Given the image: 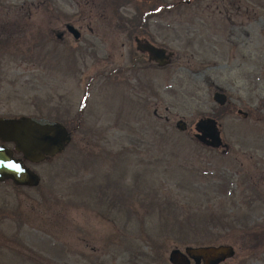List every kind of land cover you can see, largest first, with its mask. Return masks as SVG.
<instances>
[{
    "label": "rangeland",
    "instance_id": "rangeland-1",
    "mask_svg": "<svg viewBox=\"0 0 264 264\" xmlns=\"http://www.w3.org/2000/svg\"><path fill=\"white\" fill-rule=\"evenodd\" d=\"M161 1L136 25L135 0H0V116L71 136L28 162L37 184L0 180V264H172L220 243L218 264H264V0ZM139 42L165 60L133 67ZM207 116L219 146L195 136Z\"/></svg>",
    "mask_w": 264,
    "mask_h": 264
},
{
    "label": "water",
    "instance_id": "water-1",
    "mask_svg": "<svg viewBox=\"0 0 264 264\" xmlns=\"http://www.w3.org/2000/svg\"><path fill=\"white\" fill-rule=\"evenodd\" d=\"M65 27L74 37L80 36V31L72 24L66 23ZM138 45L147 50L153 59L161 62L165 60L164 48L144 42H139ZM213 99L218 104H224L226 95L215 91ZM175 125L180 130L186 128V122L181 118L176 120ZM196 129L199 132L195 136L200 141L214 146L221 145L217 121L213 117L200 118L196 122ZM202 129H206V133ZM70 137L64 124L44 116H0V139L14 143V149L21 153V156L16 157L11 148L0 143V180L9 178L15 184L27 186L37 184L38 174L24 161L37 162L53 155ZM234 253L233 246L228 243L185 245L183 249L172 248L168 253V260L172 264H218Z\"/></svg>",
    "mask_w": 264,
    "mask_h": 264
},
{
    "label": "trees",
    "instance_id": "trees-1",
    "mask_svg": "<svg viewBox=\"0 0 264 264\" xmlns=\"http://www.w3.org/2000/svg\"><path fill=\"white\" fill-rule=\"evenodd\" d=\"M164 6L165 3L161 0H135V7L138 10V13L134 15V24L140 25L145 22L147 23L150 15L157 9L163 8Z\"/></svg>",
    "mask_w": 264,
    "mask_h": 264
},
{
    "label": "flooded vegetation",
    "instance_id": "flooded-vegetation-1",
    "mask_svg": "<svg viewBox=\"0 0 264 264\" xmlns=\"http://www.w3.org/2000/svg\"><path fill=\"white\" fill-rule=\"evenodd\" d=\"M237 2V0L236 1H233V2H231V3H236ZM237 4V3H236ZM234 8L236 9V10H238V8H240L239 7V5H235L234 4ZM147 50H143V55L142 54H135L134 56H133V62H132V66L134 67V66H136V61H138V62H142L143 61V63H142V65L144 64L145 65V63H146V60H145V57H146V54H147ZM150 54V53H149ZM201 131H203V133H206V129H202ZM208 139V138H207ZM0 143L1 144H4V145H6V146H8L9 148H11V150H12V154L14 155V156H16V157H18V156H21V153L19 152V151H16L15 149H14V143H12V142H10V141H4V140H1L0 139ZM221 144H222V142H221ZM27 165H28V162H31V163H33L34 161H29V160H25L24 161ZM29 166V165H28ZM30 167V166H29ZM31 168V167H30ZM32 169V168H31ZM32 170H34V169H32ZM35 171V170H34ZM36 172V171H35ZM37 174H38V172H36ZM38 177H39V174H38ZM5 179H8V178H5Z\"/></svg>",
    "mask_w": 264,
    "mask_h": 264
},
{
    "label": "snow or ice",
    "instance_id": "snow-or-ice-1",
    "mask_svg": "<svg viewBox=\"0 0 264 264\" xmlns=\"http://www.w3.org/2000/svg\"><path fill=\"white\" fill-rule=\"evenodd\" d=\"M18 167V166H17Z\"/></svg>",
    "mask_w": 264,
    "mask_h": 264
}]
</instances>
